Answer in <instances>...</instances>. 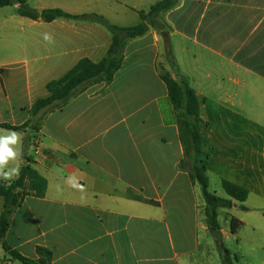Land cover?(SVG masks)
I'll list each match as a JSON object with an SVG mask.
<instances>
[{
	"label": "crops",
	"instance_id": "1",
	"mask_svg": "<svg viewBox=\"0 0 264 264\" xmlns=\"http://www.w3.org/2000/svg\"><path fill=\"white\" fill-rule=\"evenodd\" d=\"M159 1L27 4L37 13L59 9L131 27ZM161 19L176 68L199 101L208 191L228 199L222 180L247 191L243 203L218 209L217 220L220 212L237 219L234 237L241 229L264 233V0H178ZM110 44L97 23H47L0 8V124L26 123L48 82L80 59L98 63ZM167 67L175 79L162 37L149 28L125 44L109 84H93L46 114L37 132L18 131L20 155L9 167L29 166L46 186L42 198L24 196L11 214L0 264H23L4 246L29 260L46 249L50 264H220L200 189L180 167L185 143L160 77ZM72 176L82 190L66 183ZM220 232L224 243L230 231Z\"/></svg>",
	"mask_w": 264,
	"mask_h": 264
},
{
	"label": "trees",
	"instance_id": "2",
	"mask_svg": "<svg viewBox=\"0 0 264 264\" xmlns=\"http://www.w3.org/2000/svg\"><path fill=\"white\" fill-rule=\"evenodd\" d=\"M177 2L178 0H161L152 5L146 12L139 13V24L131 27H118L110 24L99 15L72 16L59 9L43 10L37 13L28 6L27 0H0V8L15 6L16 13L21 17L31 20L40 19L47 23L57 18L80 19L101 25L111 35L110 47L101 61L93 63L87 58L80 59L61 78L46 84L47 97L34 102L30 109V118L26 123L18 127L0 124V128L16 132L25 129L37 132L40 122L43 121L46 114L62 108L70 99L93 84L101 82L109 84L120 68L125 44L130 40L143 36L149 28L153 29L162 37L166 63L175 74V79L166 73L161 74L160 77L168 91L176 119L189 139L193 160L196 161L189 160L187 162L183 159L180 167L186 170L190 181L197 184L200 189L205 204V224L215 244L220 264H232V257L222 241L217 210L231 209L232 201L243 203L246 200L247 191L225 180L221 181V188L228 199L219 198L208 191V180L205 174L208 156L201 152L199 101L194 91L189 87L187 80L180 75L176 68L168 38L170 30L161 19L162 14L175 7ZM26 143L27 140L24 141V145ZM24 159L27 160V157L24 156ZM45 186V180L29 166L20 167L18 178L9 182L0 181V198L3 199V210L0 214V240L7 230L11 214L19 206L22 198L24 196L42 198ZM18 190H21V195L17 192ZM240 208L245 210L243 206H240ZM240 226L241 223L237 219L230 217V234H235ZM4 249L13 259L23 264H50L51 253L46 249H37V254L40 257L38 260L23 258L5 246Z\"/></svg>",
	"mask_w": 264,
	"mask_h": 264
},
{
	"label": "rangeland",
	"instance_id": "3",
	"mask_svg": "<svg viewBox=\"0 0 264 264\" xmlns=\"http://www.w3.org/2000/svg\"><path fill=\"white\" fill-rule=\"evenodd\" d=\"M187 66L190 64L187 62ZM192 66L191 68H193ZM202 68V66H200ZM190 68V69H191ZM162 74L166 73L171 76L170 69L167 67L162 70ZM41 123V122H40ZM182 136L185 143V157L186 161L193 160L192 154L190 152V143L187 134L183 129ZM229 218L225 213L220 212L219 214V224L223 229L229 232ZM224 246L229 251L232 257V264H264V233L251 232L249 229H241L238 232L237 237L230 234L226 236L224 241Z\"/></svg>",
	"mask_w": 264,
	"mask_h": 264
},
{
	"label": "clouds",
	"instance_id": "4",
	"mask_svg": "<svg viewBox=\"0 0 264 264\" xmlns=\"http://www.w3.org/2000/svg\"><path fill=\"white\" fill-rule=\"evenodd\" d=\"M44 39L50 41L52 37L45 33ZM21 139L22 134L12 130L7 131V134H0V179L10 181L19 177V164H16L15 167H9V164L16 161L20 155L16 146L20 144ZM66 183H69L73 188L83 189L75 176L69 177Z\"/></svg>",
	"mask_w": 264,
	"mask_h": 264
}]
</instances>
